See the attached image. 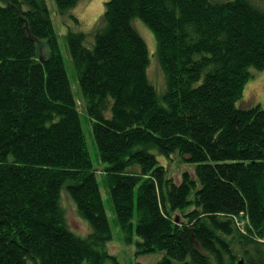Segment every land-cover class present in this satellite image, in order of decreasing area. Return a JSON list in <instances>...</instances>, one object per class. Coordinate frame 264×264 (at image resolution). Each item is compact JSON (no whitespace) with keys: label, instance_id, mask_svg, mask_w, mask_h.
I'll return each mask as SVG.
<instances>
[{"label":"trees","instance_id":"obj_1","mask_svg":"<svg viewBox=\"0 0 264 264\" xmlns=\"http://www.w3.org/2000/svg\"><path fill=\"white\" fill-rule=\"evenodd\" d=\"M55 2L128 240L137 208V257L264 264V108L243 98L264 69V0H108L91 39L81 0ZM80 114L46 0H0V264H121ZM154 151L192 170L178 182Z\"/></svg>","mask_w":264,"mask_h":264},{"label":"rangeland","instance_id":"obj_2","mask_svg":"<svg viewBox=\"0 0 264 264\" xmlns=\"http://www.w3.org/2000/svg\"><path fill=\"white\" fill-rule=\"evenodd\" d=\"M107 1L108 0H81L77 7L74 8V11H72V13L77 16L80 21V27L78 30L87 33L90 39L92 38L93 27H95L101 15L103 14L105 3ZM46 2L50 9L54 21V26L59 36V44L64 58L65 66L70 77L75 98L79 105L82 128L84 134L86 135L90 156L93 161V165L97 173V179L101 187L102 198L112 231V240L109 242L108 248L112 254L118 257L121 264H135L136 262H139L140 264H156L163 257L164 252H156L149 255H142L140 257H137L136 255V244L139 241V237L136 233V207L134 210L133 218L134 232L131 235L130 240L127 239V235H125L124 231L122 230L117 214L114 210V206L111 202L110 194L108 192V188L103 175L106 164L102 162L100 158L99 150L93 137L91 122L89 120L86 108H84L83 97L80 92L76 72L72 64L68 43L65 38L66 25L69 28L70 23H62L63 20L59 17L60 15L57 14L58 12L55 0H46ZM138 28L147 41L150 52L152 53L151 64L149 67L150 79L155 86L161 88L163 85V76L158 63L153 56L155 52V38L152 33L149 32L141 24H138ZM251 71L253 75L246 83L244 88V101L249 103L250 105L258 104L259 106L264 108V69H252ZM153 153L157 156L159 163L164 165L168 169L169 175L175 178L178 182L181 180V174L183 171L192 170V166L190 164H187L177 153L173 154L171 157L160 155L156 151H154ZM65 194H67V191L63 189L61 198L62 205L66 211L68 224L72 230L76 231V234L82 235L87 230V226L85 224L86 222L78 216L75 208V203L71 201V199L67 196L68 194Z\"/></svg>","mask_w":264,"mask_h":264},{"label":"water","instance_id":"obj_3","mask_svg":"<svg viewBox=\"0 0 264 264\" xmlns=\"http://www.w3.org/2000/svg\"><path fill=\"white\" fill-rule=\"evenodd\" d=\"M243 263V261H241V264Z\"/></svg>","mask_w":264,"mask_h":264}]
</instances>
